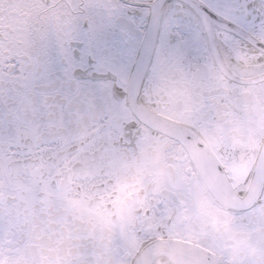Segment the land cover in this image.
<instances>
[{
	"label": "snow or ice",
	"instance_id": "1",
	"mask_svg": "<svg viewBox=\"0 0 264 264\" xmlns=\"http://www.w3.org/2000/svg\"><path fill=\"white\" fill-rule=\"evenodd\" d=\"M0 264H264V0H0Z\"/></svg>",
	"mask_w": 264,
	"mask_h": 264
}]
</instances>
